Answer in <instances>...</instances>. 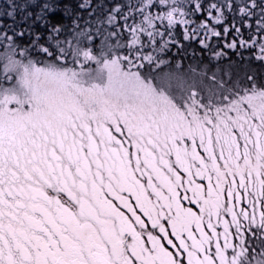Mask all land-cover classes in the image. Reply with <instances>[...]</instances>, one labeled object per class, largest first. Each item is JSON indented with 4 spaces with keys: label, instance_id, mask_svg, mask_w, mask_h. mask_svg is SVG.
<instances>
[{
    "label": "snow or ice",
    "instance_id": "6c2138e0",
    "mask_svg": "<svg viewBox=\"0 0 264 264\" xmlns=\"http://www.w3.org/2000/svg\"><path fill=\"white\" fill-rule=\"evenodd\" d=\"M0 264H264V0H0Z\"/></svg>",
    "mask_w": 264,
    "mask_h": 264
}]
</instances>
